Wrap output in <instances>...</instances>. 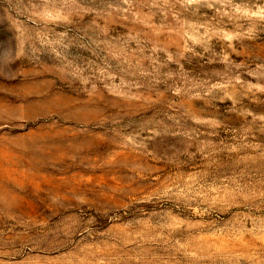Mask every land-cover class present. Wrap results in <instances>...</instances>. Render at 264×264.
Listing matches in <instances>:
<instances>
[{"label":"rangeland","instance_id":"1","mask_svg":"<svg viewBox=\"0 0 264 264\" xmlns=\"http://www.w3.org/2000/svg\"><path fill=\"white\" fill-rule=\"evenodd\" d=\"M0 264H264V0H0Z\"/></svg>","mask_w":264,"mask_h":264}]
</instances>
